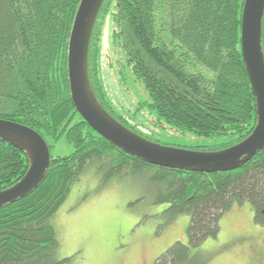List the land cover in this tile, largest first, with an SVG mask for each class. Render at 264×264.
<instances>
[{"label": "trees", "instance_id": "16d2710c", "mask_svg": "<svg viewBox=\"0 0 264 264\" xmlns=\"http://www.w3.org/2000/svg\"><path fill=\"white\" fill-rule=\"evenodd\" d=\"M81 1L0 0V119L35 130L51 152L39 188L0 208V264H72L59 257L51 220L89 169L102 182L143 175L154 202L169 206L170 222L191 217L189 245L177 242L155 264H206L197 250L218 237L221 220L236 205L249 202L264 226V149L237 170L207 174L148 164L96 133L77 112L69 82V43ZM245 1L105 0L89 52L90 81L101 105L137 133L110 105L100 77L101 45L110 28L124 73L148 92L142 106L182 131L225 141L189 150L220 151L244 141L258 122L241 46ZM62 139L75 152L55 158L54 144ZM29 168L26 153L0 139V192Z\"/></svg>", "mask_w": 264, "mask_h": 264}, {"label": "rangeland", "instance_id": "374dc122", "mask_svg": "<svg viewBox=\"0 0 264 264\" xmlns=\"http://www.w3.org/2000/svg\"><path fill=\"white\" fill-rule=\"evenodd\" d=\"M101 46L100 77L108 101L140 136L186 149L225 142L182 131L142 106L150 101L148 92L130 72L124 73L125 62L112 45L110 28ZM74 152L62 139L54 144L52 155L65 158ZM148 182L143 175L102 182L92 169L87 170L51 220L60 243L59 257L72 259V264H155L177 242L189 245L191 217L170 222L169 206L154 202ZM220 227L218 237L197 250L199 259L206 264H264V226L256 223L249 202L236 205Z\"/></svg>", "mask_w": 264, "mask_h": 264}, {"label": "water", "instance_id": "95a60500", "mask_svg": "<svg viewBox=\"0 0 264 264\" xmlns=\"http://www.w3.org/2000/svg\"><path fill=\"white\" fill-rule=\"evenodd\" d=\"M104 1H81L68 52L73 104L96 133L127 154L148 164L207 174L237 170L264 149V0L245 1L241 35L243 59L257 103V125L252 134L241 143L213 152L167 147L148 140L122 125L101 105L90 81L89 52L93 31ZM0 139L16 146L26 153L30 160L29 171L23 179L0 192L2 208L27 197L39 188L51 166V152L39 133L15 122L0 119Z\"/></svg>", "mask_w": 264, "mask_h": 264}]
</instances>
